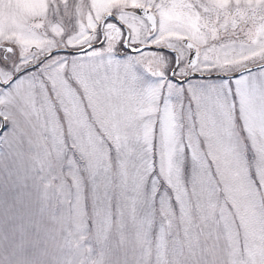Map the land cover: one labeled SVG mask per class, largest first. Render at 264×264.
I'll return each instance as SVG.
<instances>
[{
	"label": "snow or ice",
	"instance_id": "1",
	"mask_svg": "<svg viewBox=\"0 0 264 264\" xmlns=\"http://www.w3.org/2000/svg\"><path fill=\"white\" fill-rule=\"evenodd\" d=\"M0 264H264V0H0Z\"/></svg>",
	"mask_w": 264,
	"mask_h": 264
}]
</instances>
